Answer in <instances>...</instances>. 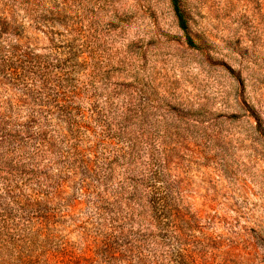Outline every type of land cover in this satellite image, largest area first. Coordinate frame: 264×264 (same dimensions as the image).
<instances>
[{"label": "rangeland", "instance_id": "1", "mask_svg": "<svg viewBox=\"0 0 264 264\" xmlns=\"http://www.w3.org/2000/svg\"><path fill=\"white\" fill-rule=\"evenodd\" d=\"M181 5L17 0L0 264H264V0Z\"/></svg>", "mask_w": 264, "mask_h": 264}, {"label": "trees", "instance_id": "2", "mask_svg": "<svg viewBox=\"0 0 264 264\" xmlns=\"http://www.w3.org/2000/svg\"><path fill=\"white\" fill-rule=\"evenodd\" d=\"M171 8L177 20L179 28L186 33L187 43L194 45L192 38L188 35V20L181 5V0H169ZM17 0H0L3 9L0 10V55H2V64H14L17 60L27 59L33 60L37 55L31 51L29 46H24L20 43L21 33L20 26L16 25ZM6 55V56H4ZM19 67H12L11 73L18 74Z\"/></svg>", "mask_w": 264, "mask_h": 264}]
</instances>
